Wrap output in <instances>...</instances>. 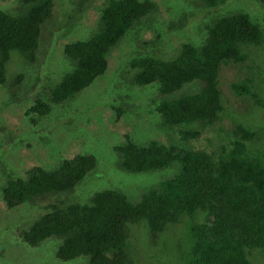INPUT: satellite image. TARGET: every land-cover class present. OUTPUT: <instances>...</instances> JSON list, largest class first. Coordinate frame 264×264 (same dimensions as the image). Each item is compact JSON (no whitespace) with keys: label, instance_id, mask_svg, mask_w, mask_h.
I'll use <instances>...</instances> for the list:
<instances>
[{"label":"trees","instance_id":"trees-1","mask_svg":"<svg viewBox=\"0 0 264 264\" xmlns=\"http://www.w3.org/2000/svg\"><path fill=\"white\" fill-rule=\"evenodd\" d=\"M3 1H17L19 7H26L18 13L0 7V86L7 85L11 53L37 64L42 50L51 46L43 37L42 27L50 18L54 0ZM92 1L77 3L83 8V2ZM194 1L197 7L210 10L225 2ZM258 1L264 4V0ZM188 12L170 13L166 30L183 27L191 17ZM98 14L92 36L63 46L71 70L46 94L48 103L37 98L25 108L29 124L35 126L57 106L61 108L59 115L65 116V103L104 76L109 50L132 29L145 26L146 17L158 16L159 10L152 0H108L101 3ZM203 26L206 35L201 43L181 44L175 57L150 54L133 58L122 68L130 73L135 86L154 89L159 99L152 111L154 117L162 128L170 132L177 128L178 134L177 140L173 134H166L172 139L165 144L154 139L138 144L129 134L124 135V141L113 148L119 157L118 168L132 174L163 170L168 172L166 179L142 191L134 202L125 191L106 189L87 202L58 207L51 202L52 197L71 191L94 174L97 158L82 150L72 158H60L50 169L33 166L24 172V178L8 179L0 187L7 209L33 199L49 208L27 229L19 230V242L26 249L51 243L54 258L62 263L133 264L126 253L130 225L146 222L154 239L188 217L189 244L185 230L174 234V239L179 237L175 252L185 253L187 264H264V153L255 146L264 127L256 129L255 121L245 123L234 120L230 112L223 113L224 102L229 104V99L223 96L219 80L222 67L236 68L242 76L230 81L235 105L231 109L239 112L246 105L264 114V94L253 77L243 79L255 70V62L245 65L250 58L248 48L264 42V29L244 12L209 18ZM155 30H148L157 33L153 39L165 36ZM55 43L53 40L52 46ZM261 67L264 64L256 66ZM18 78L21 82L23 75ZM196 84V91L185 90V86L195 88ZM100 86L101 93H107L106 99L101 98L104 106L110 93L104 84ZM182 90L185 93H179ZM115 116L119 121V115ZM223 117L231 121L232 129L220 128ZM207 128L215 132L205 138L207 149L196 148L191 141L198 140L201 130Z\"/></svg>","mask_w":264,"mask_h":264},{"label":"rangeland","instance_id":"rangeland-1","mask_svg":"<svg viewBox=\"0 0 264 264\" xmlns=\"http://www.w3.org/2000/svg\"><path fill=\"white\" fill-rule=\"evenodd\" d=\"M80 1L83 0L53 1L50 18L42 27L43 37L51 46L45 49V52L42 50L37 64H29L19 54L11 53L7 63V85L0 86V187L8 179L24 178V172L33 166L50 169L60 158H72L83 150L84 153H90L97 158L94 174L71 191L53 196L51 202L58 207L84 203L95 193L106 189L125 191L129 201L134 202L142 191L154 188L166 179L168 172L162 170L132 174L121 171L118 168L119 157L113 153V148L121 144L124 141L123 136L127 134L138 144H143L149 139L165 144L172 139L171 136L168 140L166 134H173L174 140H177L178 129L170 132L162 128L152 113L155 102L159 100L154 89H151V86H135L130 79V73L122 68L128 67L133 58L163 54V57L168 59L176 56L179 46L183 43L200 44L206 35L203 25L209 18L233 12H246L264 29V4L258 0H225L223 5L210 10L197 7L194 0H152L158 7L159 15L146 17L145 26L132 29L109 50L106 58L107 70L101 79L94 82L99 83L93 84L65 103V116L59 115L61 108L53 107L45 118L39 119L33 126L24 116L25 108L37 98H42L48 103L46 94L71 70L70 62L62 53L63 46L92 36L98 25L101 3L105 4L108 0L83 2V8L77 3ZM0 7L18 13L26 6L19 7L17 1L0 0ZM181 10L191 12H188L191 17L189 15L186 24L180 29L167 31L166 19L170 13L177 15ZM153 27H156L155 31L160 36H165L162 39H153L157 33L151 34L148 31H153ZM53 40H56V43L52 46ZM150 40L155 42L148 44ZM248 50L250 58L245 65L255 62V70L245 74L243 79L253 77L257 89L263 95L264 67L256 66L264 64V42L260 46L249 47ZM241 72L244 73L243 67ZM20 74L23 75L21 82L18 78ZM241 76L233 66L221 68L220 90L223 96L229 99V104L228 101L224 102L223 113L230 112L235 115L234 120L241 119L245 123L255 121L256 129L259 126L264 127V114L260 110L246 105H242L243 110L239 112L231 109L235 105L231 97L230 81ZM100 84H104L110 93L109 103L104 106L101 98L103 96L106 99L107 93H101ZM13 85L16 86L13 88ZM197 86H185V90L196 91ZM185 90L179 93H185ZM106 109L108 111H105ZM115 115H119V121L114 120ZM230 122L223 117L220 128L232 129ZM210 134L215 132L209 128L201 130L199 139L192 140L191 143L196 148L206 150L205 138ZM256 142L255 146L264 153V134H258ZM39 202L33 199L32 202L10 210L4 206L0 197V264H72L57 261L51 243L29 250L19 242V230L27 229L32 221L49 210ZM188 221V217H182L180 223L172 226L169 233L157 235L154 239L148 232L146 222L130 225L126 248L129 260L133 264H187V255L179 250L177 254L175 252V240L179 237L174 239V234L185 230L184 237L188 245ZM254 260L260 261L258 258ZM73 264H83V261Z\"/></svg>","mask_w":264,"mask_h":264},{"label":"clouds","instance_id":"clouds-1","mask_svg":"<svg viewBox=\"0 0 264 264\" xmlns=\"http://www.w3.org/2000/svg\"><path fill=\"white\" fill-rule=\"evenodd\" d=\"M236 13H238V12H236ZM244 13H246V12H244ZM246 14H248V13H246ZM178 53V52H177ZM177 55V54H176Z\"/></svg>","mask_w":264,"mask_h":264}]
</instances>
